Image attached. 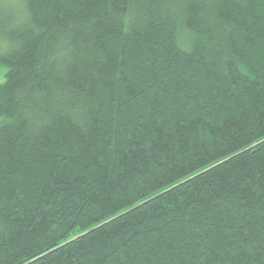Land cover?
Here are the masks:
<instances>
[{"label":"trees","instance_id":"obj_1","mask_svg":"<svg viewBox=\"0 0 264 264\" xmlns=\"http://www.w3.org/2000/svg\"><path fill=\"white\" fill-rule=\"evenodd\" d=\"M105 9L135 27L91 36L72 26ZM97 54L104 71L86 79L82 62ZM0 57L9 140L42 128L60 143L27 172L5 146L0 264H264V198L225 190L264 159V142L245 143L264 134V116L235 115L240 85L264 98V0H0ZM200 129L202 143L174 150L173 137ZM228 147L245 151L192 176Z\"/></svg>","mask_w":264,"mask_h":264},{"label":"snow or ice","instance_id":"obj_2","mask_svg":"<svg viewBox=\"0 0 264 264\" xmlns=\"http://www.w3.org/2000/svg\"><path fill=\"white\" fill-rule=\"evenodd\" d=\"M125 2H129V0H125ZM132 2H135V0H132ZM95 3H103V0H95ZM91 16L92 12L89 11L87 15L83 17H73L72 19H79L80 23L72 26L80 30L82 33L90 34L91 36L96 35L98 29L101 31L107 30L109 32L121 30L126 32L129 30V27H135L134 21L131 24H126L122 19L116 17L114 14H109L107 9L98 15L95 20L91 19ZM209 32H211V28H209ZM208 39L210 42L211 35H209ZM221 55V52H217L215 49H210L209 64L212 66H218ZM0 59H3V57H0ZM8 71L9 69H7L5 65L0 64V88L8 86V81L4 79V76ZM81 71L86 79L89 75L95 78L98 73H102L104 71L103 57L97 54L93 55L89 60L86 55L82 62ZM243 79H247V73H245ZM257 100H259V104H257ZM262 105H264V98H261L260 95L250 94L247 86L240 85L239 95L235 101V115L238 121H241L242 123L244 121H250L254 117L257 110H259L261 115L264 116V107H262ZM205 139L206 134L203 129H200L195 134V137L189 136L183 141H177L173 137L172 143L174 150L182 151L188 149L189 146L195 147L198 141L202 143ZM249 139H251L252 143H245L248 150L252 151L253 145L259 147L261 143L264 142V134H260L259 139H255L254 137H249ZM78 143L81 146L82 154H89L92 151L95 142L91 139L89 130L86 126L79 132ZM8 144L11 145L10 155L16 158L15 162L24 172H27L33 165L45 163L44 158L48 155L54 154L60 147L59 141L53 140L43 131L42 128H36L33 132L28 133L25 136H21L18 133L15 137L9 140L5 126L0 125V157H2L5 151V146ZM244 151L245 150L243 148H238L236 151H232L231 147L225 148L223 152L219 153L220 159L213 157L214 163L208 164L206 168H200L199 173L192 172V176H196L197 178H199L200 175L208 176L211 170L222 167L225 164H230L238 158V155H243ZM136 163L138 165L143 163V161L137 160ZM0 174H2V168H0ZM189 179L190 178L185 175L184 180H176L175 184L169 183L167 188H161V192L165 195H168V189L176 192L177 185H179L180 188H183L184 182ZM240 180H244L243 188L239 187ZM235 182L238 187H232L231 184H229L225 190H231L233 194L238 191H243L244 198L252 202H255L257 197L264 198V159H262L258 165H252L250 163L247 172L236 173ZM252 185H256V189L259 190L257 191L256 189H253ZM244 188H247L248 190L244 191ZM154 195L158 196L159 194L156 193ZM77 235L80 234L77 233ZM69 239L73 238L70 237ZM62 243L65 246L67 245V241H62ZM57 252H59V248L54 251H50L49 255L55 256ZM35 259L36 257H33V260ZM9 264H11V261H9ZM220 264H223L222 260L220 261Z\"/></svg>","mask_w":264,"mask_h":264},{"label":"rangeland","instance_id":"obj_3","mask_svg":"<svg viewBox=\"0 0 264 264\" xmlns=\"http://www.w3.org/2000/svg\"><path fill=\"white\" fill-rule=\"evenodd\" d=\"M7 68V67H6ZM4 79H5V76H4Z\"/></svg>","mask_w":264,"mask_h":264}]
</instances>
